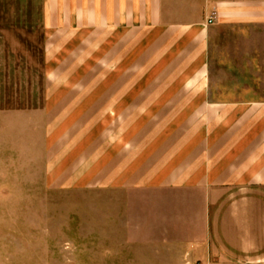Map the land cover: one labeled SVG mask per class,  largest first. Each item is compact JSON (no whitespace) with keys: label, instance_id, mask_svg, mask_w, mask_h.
Returning <instances> with one entry per match:
<instances>
[{"label":"crops","instance_id":"0c3cea01","mask_svg":"<svg viewBox=\"0 0 264 264\" xmlns=\"http://www.w3.org/2000/svg\"><path fill=\"white\" fill-rule=\"evenodd\" d=\"M251 14L247 0H52L49 187L124 192L182 264H264V101L211 83L218 26Z\"/></svg>","mask_w":264,"mask_h":264},{"label":"rangeland","instance_id":"374dc122","mask_svg":"<svg viewBox=\"0 0 264 264\" xmlns=\"http://www.w3.org/2000/svg\"><path fill=\"white\" fill-rule=\"evenodd\" d=\"M247 2L251 15L213 35L211 83L224 100L264 101V0ZM51 3L0 0V264H182L163 227L149 234L124 192L49 187Z\"/></svg>","mask_w":264,"mask_h":264},{"label":"built area","instance_id":"2783aa9c","mask_svg":"<svg viewBox=\"0 0 264 264\" xmlns=\"http://www.w3.org/2000/svg\"><path fill=\"white\" fill-rule=\"evenodd\" d=\"M217 17H218L217 12H213L212 15H211L210 18H209V23H210V24L214 23V22L216 21ZM194 264H203V263H201V262H196V263H194Z\"/></svg>","mask_w":264,"mask_h":264}]
</instances>
